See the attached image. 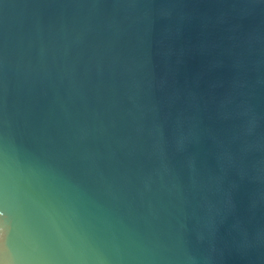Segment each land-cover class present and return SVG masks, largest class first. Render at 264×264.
<instances>
[{
	"label": "water",
	"instance_id": "water-1",
	"mask_svg": "<svg viewBox=\"0 0 264 264\" xmlns=\"http://www.w3.org/2000/svg\"><path fill=\"white\" fill-rule=\"evenodd\" d=\"M0 138L122 264H264V0H0Z\"/></svg>",
	"mask_w": 264,
	"mask_h": 264
},
{
	"label": "clouds",
	"instance_id": "clouds-1",
	"mask_svg": "<svg viewBox=\"0 0 264 264\" xmlns=\"http://www.w3.org/2000/svg\"><path fill=\"white\" fill-rule=\"evenodd\" d=\"M128 243L0 138V264H122Z\"/></svg>",
	"mask_w": 264,
	"mask_h": 264
}]
</instances>
